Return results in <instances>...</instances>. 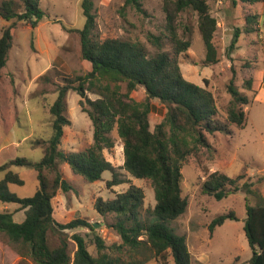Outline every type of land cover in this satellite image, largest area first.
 I'll list each match as a JSON object with an SVG mask.
<instances>
[{"label":"rangeland","instance_id":"obj_1","mask_svg":"<svg viewBox=\"0 0 264 264\" xmlns=\"http://www.w3.org/2000/svg\"><path fill=\"white\" fill-rule=\"evenodd\" d=\"M2 0H0L1 2ZM18 10L23 11L21 0H15ZM164 0H141L142 10L125 4L126 0H96L97 34L101 39L123 38L140 41L150 54L156 51L151 35L163 39L164 49L173 52L172 43L167 37L166 15L163 11ZM211 14L217 19V29L213 42L219 61L207 63L206 48L199 30L198 13L186 10L178 21V34L191 40V47L179 55L183 75L190 81L210 89L217 102L219 120L224 121L231 95L227 84L235 71V84L250 97V103L243 108L247 113V124L238 127L231 124L232 133H206L212 149L200 148L182 162V193L188 199L186 211L169 224L187 239L192 254V264H233L248 263L252 248L245 233L247 217L246 200L256 204L264 200V0L255 4L237 0H207ZM82 0H41L45 17L36 27L30 23L12 19L7 21L0 16V37L5 27L13 24V45L5 67L0 70V165L17 157H26L33 162L40 161L43 147L52 133L53 116L50 107L58 96V89L66 78L86 75L92 65L81 58L80 36L73 29H82L86 17L81 7ZM258 15V23L251 26L256 31L247 33L245 17ZM241 30L237 45L229 50L235 30ZM72 29V31L70 30ZM253 79V88H245V81ZM126 91V84L122 83ZM87 96H98L88 92ZM131 96L144 101L146 91L139 86ZM81 96L74 90L67 94L66 116L71 124L64 127L60 149L65 152L81 151L94 140V125L88 115L82 111ZM149 115L151 127L160 123L167 107L158 99H152ZM85 105H87L85 103ZM115 146L104 149L103 153L116 168L118 184L108 186L113 173L106 170L102 177L94 182L86 181L80 174L74 173L68 163L58 161V169L73 188L65 192L57 191L54 214L58 221L67 223L74 218H84L94 226L93 229L79 226L67 229L63 235L68 238L70 252L74 256L76 243L73 234L82 235L89 251L97 256L95 235L103 238L109 246L110 254L129 257L130 251L117 250L114 244L122 242L117 231L109 224L114 222L111 215H101L95 209L98 198L114 199L119 192L126 191L131 184L143 188L144 207L141 217L146 222L153 219L155 192L149 179L131 175L123 167L124 151L121 139L114 133ZM12 171L24 179V184L11 183V191L19 196H31L38 188V172L32 166L12 165ZM219 170L234 178L239 174L245 177L239 181L251 182L253 193L243 189L230 193L217 200L202 190L207 175ZM45 174L53 178L55 172L46 170ZM5 171H0V179ZM14 211V220L22 222L25 210L19 204H5L0 200V211ZM234 212L236 219H226L216 227L213 233L209 224L220 214ZM49 244L60 243L59 234L49 232ZM21 252L24 254L22 255ZM135 257L145 260L142 264H174L171 255L155 256L149 247H143ZM0 264H35L27 249L16 243L3 231H0Z\"/></svg>","mask_w":264,"mask_h":264},{"label":"trees","instance_id":"obj_2","mask_svg":"<svg viewBox=\"0 0 264 264\" xmlns=\"http://www.w3.org/2000/svg\"><path fill=\"white\" fill-rule=\"evenodd\" d=\"M21 1L23 11L18 10L15 0H2L0 16L7 21L16 19L36 27L46 14L40 5L41 0ZM95 1L82 0L86 23L82 29H73L80 36L81 58L89 61L92 69L86 75L66 78V82L59 87L57 99L50 107L52 133L45 142L41 160L33 162L26 157H17L0 165V171H5L0 179V200L5 204L17 203L20 209L25 210L22 222L14 220V211H0V231L22 244L35 264H142L145 260L137 259L135 253L143 247H149L155 256L165 258L167 254L171 255L174 264H192L186 237L169 224V221L181 216L188 206V199L182 193V162L202 147L212 149L206 133H232L231 124L244 127L247 113L243 107L250 103V97L235 84L233 70V77L227 84L231 100L226 119L219 120L213 92L188 80L182 73L179 55L192 44L190 39L178 34V21L181 13L189 9L198 13L199 30L206 48L205 61L210 64L219 61L213 42L217 19L211 14L207 0L163 1L167 37L172 43L173 52L164 49L161 36L153 34L150 40L156 46L154 54H150L138 40L101 39L96 30ZM232 1L236 3L237 0ZM241 1L255 4L263 0ZM125 4L142 10L141 0H126ZM257 18L256 14L245 17V32L256 31L250 25L258 23ZM13 27V24L5 27L0 37V70L6 66L13 45ZM240 34L241 30L237 28L230 51L235 49ZM122 83L126 84V91L122 90ZM139 86L146 91L144 101L131 96ZM245 88L252 90V78L245 81ZM71 89L81 96L82 111L93 122L94 140L84 150L65 152L60 149V144L64 127L71 124L66 116L67 94ZM88 92L98 97L91 99L87 96ZM152 99H158L167 107L164 119L154 128L149 118ZM115 131L123 144L125 170L135 177L149 179L153 185L156 200L151 210L153 219L146 222L141 217L145 192L140 186L131 184L126 191L117 193L114 199L104 200L100 197L95 201V209L105 217L111 215L114 218L109 226L117 231L122 240L111 247L123 252L127 248L126 251L129 250L131 254L126 258L110 254L106 251L109 246L96 234L98 255L95 256L89 251L86 239L75 233L72 238L76 250L72 256L69 240L63 233L79 226L93 229L94 225L84 218H74L67 223L56 219L53 199L57 191L62 189L67 192L73 188L58 169V161L68 163L74 173L80 174L88 182L99 180L106 170L113 173L108 186L122 182L124 179L119 178L117 168L103 153L104 149L115 146ZM12 165L32 166L38 172L39 185L33 195L22 197L11 191V183L24 184V179L9 169ZM46 170L55 172V176L48 177ZM244 177L242 173L232 178L215 170L203 181L202 190L217 200L240 189L247 194L253 193L251 182L239 184ZM246 212L244 229L252 248V256L247 264H264V200L256 204L246 200ZM228 218L236 219V215L230 212L213 218L209 224L210 232L213 233ZM49 232L59 234V245L49 244Z\"/></svg>","mask_w":264,"mask_h":264},{"label":"water","instance_id":"obj_3","mask_svg":"<svg viewBox=\"0 0 264 264\" xmlns=\"http://www.w3.org/2000/svg\"><path fill=\"white\" fill-rule=\"evenodd\" d=\"M94 226L96 227V226H98V224H95Z\"/></svg>","mask_w":264,"mask_h":264}]
</instances>
